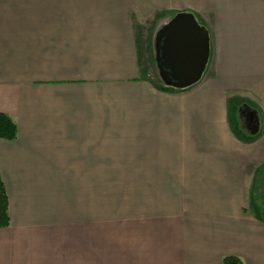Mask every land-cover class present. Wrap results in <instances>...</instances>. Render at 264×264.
<instances>
[{
  "label": "crops",
  "instance_id": "1",
  "mask_svg": "<svg viewBox=\"0 0 264 264\" xmlns=\"http://www.w3.org/2000/svg\"><path fill=\"white\" fill-rule=\"evenodd\" d=\"M180 13L210 39L185 88ZM0 112V264H264V0H0Z\"/></svg>",
  "mask_w": 264,
  "mask_h": 264
},
{
  "label": "water",
  "instance_id": "2",
  "mask_svg": "<svg viewBox=\"0 0 264 264\" xmlns=\"http://www.w3.org/2000/svg\"><path fill=\"white\" fill-rule=\"evenodd\" d=\"M162 33L157 58L163 78L177 88L199 82L209 60L210 39L207 28L198 24L192 15L180 13L167 24ZM160 53L170 63L172 77L161 69Z\"/></svg>",
  "mask_w": 264,
  "mask_h": 264
},
{
  "label": "trees",
  "instance_id": "3",
  "mask_svg": "<svg viewBox=\"0 0 264 264\" xmlns=\"http://www.w3.org/2000/svg\"><path fill=\"white\" fill-rule=\"evenodd\" d=\"M163 34V33H162ZM165 35V33H164ZM164 36H162L163 38ZM162 44V40L160 45ZM160 67L168 74L173 76V70L169 62H166L160 53ZM240 135L243 137L253 138L240 131ZM18 129L15 121L7 114L0 112V139L13 140L17 137ZM10 215H9V199L5 183L0 175V228L9 226ZM224 264H244L243 261L234 256H228L224 258Z\"/></svg>",
  "mask_w": 264,
  "mask_h": 264
},
{
  "label": "rangeland",
  "instance_id": "4",
  "mask_svg": "<svg viewBox=\"0 0 264 264\" xmlns=\"http://www.w3.org/2000/svg\"><path fill=\"white\" fill-rule=\"evenodd\" d=\"M156 75L154 74V77ZM111 206L113 208H121L123 206H127V205H133L132 203L135 201L131 198H127V195L124 194V190L122 188V184L120 183H114L112 185V197H111ZM135 205V203H134Z\"/></svg>",
  "mask_w": 264,
  "mask_h": 264
}]
</instances>
